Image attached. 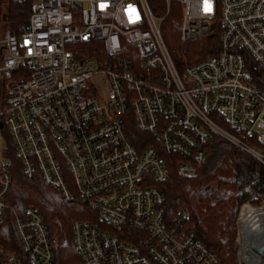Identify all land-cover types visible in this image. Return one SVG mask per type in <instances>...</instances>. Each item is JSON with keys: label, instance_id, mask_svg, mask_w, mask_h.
<instances>
[{"label": "built area", "instance_id": "obj_1", "mask_svg": "<svg viewBox=\"0 0 264 264\" xmlns=\"http://www.w3.org/2000/svg\"><path fill=\"white\" fill-rule=\"evenodd\" d=\"M9 1L29 2L30 16L19 33L0 19V122L28 176L39 172L66 199L72 183L96 212L99 224L72 223L80 264H216V254L187 228L186 212L170 215L150 183L167 177L158 148L178 156V174L195 176L206 161L202 146L216 136L264 165V150L212 115L264 141V91L245 63L246 54L264 65V0ZM179 6L180 42L205 37L217 22L221 43L217 54L183 71L163 32ZM90 42L102 60L83 56L81 45ZM127 111L158 146L136 148ZM2 128L0 218L11 185ZM252 198L264 207V194ZM248 201L236 221L237 263L264 264V237L253 246L241 220ZM15 228L32 264H59L67 239L60 216L47 223L37 207H26ZM0 257L20 264L1 246Z\"/></svg>", "mask_w": 264, "mask_h": 264}, {"label": "trees", "instance_id": "obj_2", "mask_svg": "<svg viewBox=\"0 0 264 264\" xmlns=\"http://www.w3.org/2000/svg\"><path fill=\"white\" fill-rule=\"evenodd\" d=\"M29 16V2L20 4L0 0V19L13 32L19 33ZM180 17L181 7L172 8L164 22L163 32L176 67L183 71L207 55L217 54L221 43L217 22L205 37L180 42ZM96 44H82L83 56L102 60V52L93 48ZM131 51L134 58H137L134 47H131ZM245 63L252 73L254 83L264 91V65L246 54ZM217 114L215 112L212 115L224 129L264 150V141H260L256 134L250 137L239 135ZM124 116L126 132L138 150L149 145L158 146L147 131L136 126L130 111ZM1 135L5 142L3 156L10 161L7 170L11 176V185L3 199L5 207L0 218V246L13 254L20 264H32L20 242L15 221L23 216L26 207L34 206L41 211L47 223L54 216H60L65 221L67 239L60 249L59 264H80L72 239V223L80 220L99 224L96 212L84 204L72 183L70 190L73 196L66 199L58 189L47 184L39 172L28 176L14 151L6 124ZM202 147L207 152L206 161L195 176L178 174V156L158 148L159 157L166 163L167 177L162 182L153 181L150 184L164 194L170 215L180 214L181 210L186 212L187 228L216 254V264H238L235 241L237 217L243 203L257 193L264 194V165L220 136L205 142Z\"/></svg>", "mask_w": 264, "mask_h": 264}, {"label": "bare ground", "instance_id": "obj_3", "mask_svg": "<svg viewBox=\"0 0 264 264\" xmlns=\"http://www.w3.org/2000/svg\"><path fill=\"white\" fill-rule=\"evenodd\" d=\"M262 201L259 198L250 199L241 211V220L247 230L248 240L255 246L259 237H264V207H258V203ZM257 216V217H254Z\"/></svg>", "mask_w": 264, "mask_h": 264}, {"label": "rangeland", "instance_id": "obj_4", "mask_svg": "<svg viewBox=\"0 0 264 264\" xmlns=\"http://www.w3.org/2000/svg\"><path fill=\"white\" fill-rule=\"evenodd\" d=\"M7 1V0H5ZM5 29H1L2 32H4ZM2 89H1V85H0V106H1V97H2ZM251 199V198H250ZM0 264H4V260L1 258L0 260Z\"/></svg>", "mask_w": 264, "mask_h": 264}, {"label": "water", "instance_id": "obj_5", "mask_svg": "<svg viewBox=\"0 0 264 264\" xmlns=\"http://www.w3.org/2000/svg\"><path fill=\"white\" fill-rule=\"evenodd\" d=\"M2 126H3V124H2V122H0V127L2 128Z\"/></svg>", "mask_w": 264, "mask_h": 264}]
</instances>
